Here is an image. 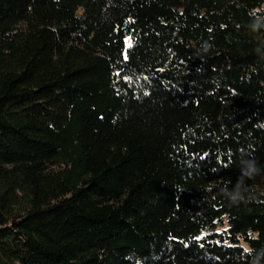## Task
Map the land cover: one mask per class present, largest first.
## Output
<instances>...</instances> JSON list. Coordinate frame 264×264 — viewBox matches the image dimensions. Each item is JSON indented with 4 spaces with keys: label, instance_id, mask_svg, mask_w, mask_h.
Wrapping results in <instances>:
<instances>
[{
    "label": "trees",
    "instance_id": "16d2710c",
    "mask_svg": "<svg viewBox=\"0 0 264 264\" xmlns=\"http://www.w3.org/2000/svg\"><path fill=\"white\" fill-rule=\"evenodd\" d=\"M0 264H264V0H0Z\"/></svg>",
    "mask_w": 264,
    "mask_h": 264
},
{
    "label": "clouds",
    "instance_id": "9594fccd",
    "mask_svg": "<svg viewBox=\"0 0 264 264\" xmlns=\"http://www.w3.org/2000/svg\"><path fill=\"white\" fill-rule=\"evenodd\" d=\"M259 26H260L259 24H254L253 25V30L254 31L257 30V28ZM260 171H261V169L257 166L256 162L255 161H250V166L247 168L246 171H243L242 172V176L238 180L236 189L232 193H229V197L233 201H236L238 199H242V194L240 192V187H241V182L243 180V177H249V178H251L252 176H254L256 174H259Z\"/></svg>",
    "mask_w": 264,
    "mask_h": 264
}]
</instances>
